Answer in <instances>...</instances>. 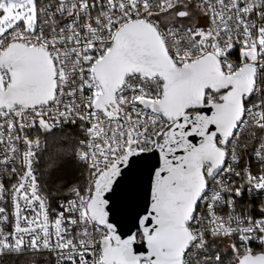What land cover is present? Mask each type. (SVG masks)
I'll list each match as a JSON object with an SVG mask.
<instances>
[{
    "label": "snow or ice",
    "instance_id": "6c2138e0",
    "mask_svg": "<svg viewBox=\"0 0 264 264\" xmlns=\"http://www.w3.org/2000/svg\"><path fill=\"white\" fill-rule=\"evenodd\" d=\"M0 264H264V0H0Z\"/></svg>",
    "mask_w": 264,
    "mask_h": 264
}]
</instances>
